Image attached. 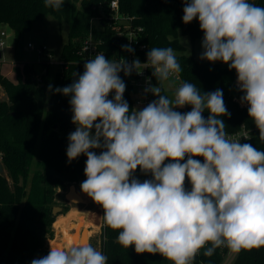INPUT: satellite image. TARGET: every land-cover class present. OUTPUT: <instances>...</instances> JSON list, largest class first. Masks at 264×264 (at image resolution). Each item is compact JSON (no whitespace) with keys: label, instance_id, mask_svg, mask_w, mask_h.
I'll return each mask as SVG.
<instances>
[{"label":"clouds","instance_id":"obj_1","mask_svg":"<svg viewBox=\"0 0 264 264\" xmlns=\"http://www.w3.org/2000/svg\"><path fill=\"white\" fill-rule=\"evenodd\" d=\"M64 3L45 0L56 10ZM183 13L184 24L198 18L204 33L200 59L235 70L241 103L264 142V7L250 0H185ZM122 49L134 52L130 44ZM148 68L160 83L179 79L181 72L171 47H152L146 63L99 52L83 74L74 73L71 85L55 89L71 97L76 125L68 137V162L87 157L81 191L102 207L105 225L118 232L116 243L137 254L193 264L201 249L211 257L220 247L234 254L264 248V151L226 132L223 117L231 113L220 89L201 93L183 82L169 98L157 83L144 90L157 99L130 110L119 74L140 75ZM188 105L186 113L175 110ZM137 168L152 179L133 178ZM31 264H108V257L78 237L70 247L51 246Z\"/></svg>","mask_w":264,"mask_h":264},{"label":"trees","instance_id":"obj_2","mask_svg":"<svg viewBox=\"0 0 264 264\" xmlns=\"http://www.w3.org/2000/svg\"><path fill=\"white\" fill-rule=\"evenodd\" d=\"M112 0H65L59 10L45 6V0H0V25L8 26L15 35V54L22 59L24 37L35 24L47 17L69 25L60 62L62 66L53 75L50 63L25 64L18 83L0 77V90L5 99L0 98V264H31L36 258L49 253L48 243L54 239L53 224L56 216L57 191L68 185H81L86 179L84 169L86 155L81 154L68 162L66 155L68 137L76 125L72 123L73 112L69 104L70 96L56 93L57 87L71 85L83 74L84 66L79 65L76 46L88 33L89 19L96 16L100 5ZM120 11L135 18L143 28L142 43L148 47L140 53L141 60L147 62V53L152 47H171L175 52H183L180 37H189L194 43L203 40L199 20L184 24L182 17L185 0H117ZM190 2V0H188ZM264 7V0H250ZM181 65L179 74L182 83H193L201 93L222 90L223 99L231 116L223 117L228 134L243 127L251 131V143L264 151V142L259 140V130L248 116L247 108L240 107L243 93L236 85L235 70L222 67L221 62L197 60L194 55L177 57ZM43 67L37 76L36 67ZM155 78V77H154ZM126 85L124 99L131 108L129 76L122 79ZM161 94L169 97L164 83ZM52 90L49 91V85ZM157 99V97L155 98ZM191 106H186V112ZM203 116L207 119L209 113ZM95 151L96 149H91ZM198 159L203 162V158ZM169 161H165L168 163ZM133 178L143 182L152 179L137 168ZM186 189L191 185L186 181ZM118 232L106 225L103 229L102 253L108 257V264H171L159 254H137L134 247L123 248L116 243ZM209 247L211 245H208ZM201 249L193 264H222L228 248H217L211 257ZM233 264H264V248L241 251Z\"/></svg>","mask_w":264,"mask_h":264},{"label":"rangeland","instance_id":"obj_3","mask_svg":"<svg viewBox=\"0 0 264 264\" xmlns=\"http://www.w3.org/2000/svg\"><path fill=\"white\" fill-rule=\"evenodd\" d=\"M4 32L6 35L5 47L0 49L2 57L0 59V77H6L13 83H18L19 78L24 70L26 64H38L41 61H47L50 63V73L53 75L60 69V57L63 46L67 41V35L69 32V25L65 22H59L54 17H47L43 22L34 25L31 32L24 37V48L21 50L22 59H18L15 54V38L12 35V30L8 26H0V35ZM180 42L184 46L183 52H176L177 57L194 55L197 60H201L200 56L203 52L202 40L192 42L189 37H180ZM31 43L34 46H44L51 53V59L45 57H39L36 52L27 47V44ZM222 67L228 68V65L221 62ZM37 76H40L44 68L37 66ZM164 88L169 95V98H174V93L178 88L177 82L173 80H167L164 83ZM0 98L5 99L3 91L0 90ZM183 113L182 108L180 110L175 109ZM76 130V128H75ZM74 130V131H75ZM81 185L71 184L66 187L65 190L57 191L56 201L57 208L61 210L57 212L56 221L53 224L55 232L54 239L48 243L50 250L51 246L55 247H68L70 246L69 238L75 233L71 232L72 222L76 223L78 217H82L85 224H87L90 231L89 241L90 243L102 252L104 237L103 229L105 223L103 220V209L95 202L91 200L86 194L81 191ZM72 190L70 191V189ZM76 191L80 197V202L71 204L66 200V196L70 197V192ZM99 232V233H98ZM238 254L232 253L228 250L225 260L222 264H233Z\"/></svg>","mask_w":264,"mask_h":264},{"label":"built area","instance_id":"obj_4","mask_svg":"<svg viewBox=\"0 0 264 264\" xmlns=\"http://www.w3.org/2000/svg\"><path fill=\"white\" fill-rule=\"evenodd\" d=\"M144 30L138 26L134 17L123 14L120 11L119 2L112 0L107 4L100 5L98 13L89 19L88 33L78 42L76 52L78 56V64L84 66L88 59L94 57L97 53H104L107 59L119 60L124 58L129 64L135 59H139L141 63H146L141 60L140 53L146 52L148 47L142 43ZM5 33L0 35V49L5 47ZM131 45L134 52H127L122 49L124 45ZM28 48L34 50L39 57L51 59L50 51L44 46H34L31 43L27 45ZM88 51L85 52V49ZM60 67L62 63L60 62ZM121 79L125 76L123 72L120 74ZM129 87L131 95V108L142 109L148 103L153 101L156 97L151 93L145 94V89L150 86H155V78L152 75V69H143L142 74L137 75L134 71L130 76ZM168 80L177 82L178 87L182 84L181 78L169 77ZM150 81V83L146 82ZM237 81V80H236ZM237 85V83H236ZM238 87V85H237ZM114 97V92L110 93L109 99ZM240 107L247 106L239 101ZM180 110V108H178ZM183 113L186 111V106L182 108ZM98 122V121H97ZM93 134L95 129L92 130ZM247 134L251 136V131L243 127L241 130L229 134V136L240 139L241 143L247 141L243 136ZM97 155L102 149H96Z\"/></svg>","mask_w":264,"mask_h":264},{"label":"bare ground","instance_id":"obj_5","mask_svg":"<svg viewBox=\"0 0 264 264\" xmlns=\"http://www.w3.org/2000/svg\"><path fill=\"white\" fill-rule=\"evenodd\" d=\"M70 198L73 199V202H80L81 201V197L76 191L70 192ZM71 224H72L71 229L74 231L75 235L73 234L69 238L70 246H72V244L75 242V240L78 237L79 238H83V237L89 238L90 231L88 230L87 224H85L82 217L81 218L78 217V221L76 223L72 222ZM70 246H68V247H70Z\"/></svg>","mask_w":264,"mask_h":264},{"label":"water","instance_id":"obj_6","mask_svg":"<svg viewBox=\"0 0 264 264\" xmlns=\"http://www.w3.org/2000/svg\"><path fill=\"white\" fill-rule=\"evenodd\" d=\"M2 57V53L0 51V59ZM0 173H3V167H2V164L0 163ZM72 190V188L70 189V191ZM66 200L71 203V204H76L75 202H73V199L70 198L69 196H66ZM61 209L60 208H57V207H54L53 208V215L56 216L57 215V212H59Z\"/></svg>","mask_w":264,"mask_h":264},{"label":"crops","instance_id":"obj_7","mask_svg":"<svg viewBox=\"0 0 264 264\" xmlns=\"http://www.w3.org/2000/svg\"><path fill=\"white\" fill-rule=\"evenodd\" d=\"M0 26H5V25H0ZM12 30V29H11ZM12 35L14 36V38H15V35H14V32H13V30H12ZM4 38H6V35H5V37ZM29 44V43H28ZM27 44V45H28ZM26 64V63H25Z\"/></svg>","mask_w":264,"mask_h":264},{"label":"flooded vegetation","instance_id":"obj_8","mask_svg":"<svg viewBox=\"0 0 264 264\" xmlns=\"http://www.w3.org/2000/svg\"><path fill=\"white\" fill-rule=\"evenodd\" d=\"M71 232L73 233L74 231H73V230H71Z\"/></svg>","mask_w":264,"mask_h":264}]
</instances>
